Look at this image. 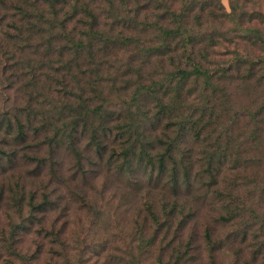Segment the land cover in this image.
<instances>
[{"label": "trees", "instance_id": "1", "mask_svg": "<svg viewBox=\"0 0 264 264\" xmlns=\"http://www.w3.org/2000/svg\"><path fill=\"white\" fill-rule=\"evenodd\" d=\"M33 1V13L39 14L42 23V38L20 59L25 74L30 75L26 84L30 105L24 108L26 116L20 110L8 119V125L17 122L16 139L21 143L30 142L34 136L43 137L38 145L29 147L30 156H25V162L54 168L62 143L74 150L95 149L102 160L118 163L120 171H130L138 160L144 177L135 182L144 184L139 191L146 192L149 200L151 195L154 197L147 209L156 229L148 232L142 227L137 233L136 251L126 252L128 258L119 259L121 264H195L193 236L181 246H170L182 239V226H187L191 217L180 197L193 188L191 170L202 166L212 181L208 186H214L219 200L226 203L223 220L242 222L241 234L233 235L234 239L245 243L250 229L253 232L258 226L254 254L250 259L241 258L239 250L238 261L251 264V259L255 261L263 255L264 54L244 56L235 52L229 61L214 58L223 40L213 32L214 26L224 19L240 21L242 8L234 4L227 13L220 0ZM103 18L108 20L109 28L102 24ZM255 20L264 24L263 16H251L234 25L243 34L240 43H251L264 51V29L250 25ZM78 23L82 25L79 29ZM121 49L122 54L127 49V63L133 71L125 73L118 65L114 71L118 75H109L111 87L99 90L103 67L109 66V60L119 56ZM150 64L156 65L154 70L145 72ZM84 65L93 68L82 69ZM17 70H0L3 75L11 71L2 78L9 87L17 83L12 80L17 78ZM131 73L135 79L131 99H122L124 106L115 102L117 114L107 120L103 115L109 112L113 100L130 90L132 83L127 76ZM92 90L93 96H87ZM105 90L110 92L108 98L103 96ZM54 96L58 99L50 101ZM42 105L54 108L42 109ZM46 109L59 111L46 121ZM38 122L40 125H34ZM84 135H90L91 140L85 143ZM17 154L16 150L14 159ZM79 160L84 166L82 158ZM222 174L232 182L220 179ZM155 191L163 193L160 198ZM33 197V216L22 218L9 233L0 232V264H35L40 258L42 248L29 254L19 247V236L28 226L25 220L34 225L40 221L34 222L36 215L45 214L52 204L51 195H45L39 204ZM21 212L20 209V217ZM161 234L172 239L155 247ZM49 236L53 239L47 264L86 262L78 253L79 260L76 256L73 259L61 230L46 231L42 237ZM230 239L234 247L235 240ZM206 242L212 263L230 251L225 249L224 238L217 237L211 229L206 232Z\"/></svg>", "mask_w": 264, "mask_h": 264}, {"label": "rangeland", "instance_id": "2", "mask_svg": "<svg viewBox=\"0 0 264 264\" xmlns=\"http://www.w3.org/2000/svg\"><path fill=\"white\" fill-rule=\"evenodd\" d=\"M35 2L38 3V0ZM220 2L227 13L231 12V5H239L243 15L240 16V21L230 22L229 19H224L222 24L214 26L213 32L223 36V40L215 50V60L229 61L235 57V52L244 56L263 55L262 47H255L251 43H240L243 34L237 30L234 24H241L251 16L264 17V0H220ZM33 3V0H0V70L2 67L12 71L18 69L15 72L17 78H12L17 83L10 84V87L8 82H3L2 78L9 76L11 71L8 72V75L0 74V232L7 231L9 233L15 225L21 222L22 218L29 219L33 216L30 212L32 195L35 196L33 198L37 204L44 201L45 195H51L52 204L48 211L45 214H37L34 222L37 219L40 221H36L34 225L25 220V225L28 226L22 230L19 236L21 238L19 247L27 253L32 254L43 249L39 260L34 261L35 264H47V260H50L49 249L52 246L50 241L52 242L53 238L49 236L44 239L42 236L46 231L52 233L59 230L63 232L62 239L68 245V251L71 252L73 259L76 256V259L79 260L75 254L78 253L84 256L82 259L83 262L86 261L84 264H121L119 259L128 258L127 253L129 254L131 250L132 252L136 251L135 246L138 244L136 237L141 228L145 227L148 232L156 229V226L150 221L147 209V204L149 201L152 202L154 197L151 195L152 200H149L146 192L139 191L144 184L141 186L138 183L144 176L142 175L143 171L137 165L138 160L134 162L136 164L130 171H120L118 163L110 164L108 159L102 160L95 149L91 151L83 148L74 150L62 143L60 149L57 150L54 168L49 164L42 166L37 162L28 163L25 162V156H30L29 147L38 145L43 137L34 136L30 142L21 143L16 139L19 127L17 122L14 120L12 124L8 125L11 114L14 115L15 112L21 110L20 114L26 116L28 111L24 108L30 105L29 90L26 87L30 75L25 74L21 62L27 56L30 46L41 41L42 38V23H40L39 14L33 13ZM261 19L263 21L262 17ZM107 22L106 18L102 19V24L109 28ZM250 25L264 29V24L260 20H255ZM81 26L78 23L77 29ZM228 42H231V45ZM126 50L124 54H122V49L119 50V56L112 57L108 62L109 66L103 67V72L100 73L103 80L98 84L99 90L111 87L109 75H113V77L118 75L114 74L118 65L125 73L133 71V68L127 63L129 54ZM18 59L22 60L18 61ZM30 61L27 57V62ZM155 66V64H150L144 70L151 72ZM85 68H93V66L84 65L82 69ZM127 77L128 81L130 80L132 83L131 88L128 87L130 89L128 92L120 95L117 100H113L109 112L103 115L107 120L112 119L115 113L117 114L118 107L115 102L124 106L122 99L130 100L132 97L133 80L135 82V79L132 73ZM116 88H118L117 85ZM37 90L41 92V89ZM93 93L94 90L87 96H93ZM109 94L108 90L103 92V96L106 98ZM57 99L54 96L50 101ZM38 103L40 107V102L38 101ZM43 108L52 109L54 105H42ZM48 109L43 112L49 114L46 121L56 117L57 111H59H49ZM40 123L34 125H40ZM83 138H85V143L91 140L90 135H84ZM16 150L18 154L14 159L13 153ZM43 151L46 152L45 149ZM42 156L46 157L45 154ZM81 158L84 166L79 162ZM202 169V166L193 168L191 170L193 188L189 191H186L185 187L183 188L189 194L184 192L180 199L183 200L186 209L191 213V217L188 216L187 226H182V230H184L182 239L179 238L170 248L174 247L176 243L181 246L187 237L193 236L195 240L193 246L196 250L193 255L197 257H195V264H233L235 260L237 264H241V261H238L239 256L236 255L237 251L240 250V255L243 254L241 258L244 256L247 259L251 258L257 248L258 239H255L254 234L258 226L254 228L253 232L250 229L248 240L245 243L234 239L233 235L241 234L242 222L238 223L239 220H237L235 221L237 223H228L223 220L226 203L219 200L214 186H208L212 181ZM136 175L140 176L134 179ZM180 175L181 179H184L183 173ZM222 177L228 183L232 182L226 175L222 174L220 179ZM131 183L135 185L132 186ZM153 193L158 194H153L157 198L163 194L159 191ZM20 209L22 217L18 213ZM262 212L264 216V207L261 209ZM209 229L217 237L224 238L225 249L230 250L226 251V254L223 252L219 255L213 263L207 256L206 232ZM230 238L235 240L234 247ZM165 239H172V237L164 238L161 234L156 240L155 247L167 243ZM0 241H2L1 238ZM0 263H2V259H0ZM250 263L264 264V254L259 255L255 261L251 259Z\"/></svg>", "mask_w": 264, "mask_h": 264}]
</instances>
